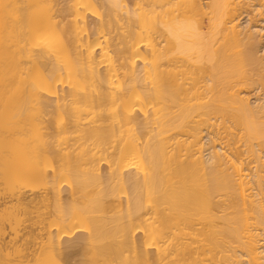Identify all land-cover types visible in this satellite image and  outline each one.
Here are the masks:
<instances>
[{"label": "bare ground", "instance_id": "obj_1", "mask_svg": "<svg viewBox=\"0 0 264 264\" xmlns=\"http://www.w3.org/2000/svg\"><path fill=\"white\" fill-rule=\"evenodd\" d=\"M257 20L264 0H0V264H264Z\"/></svg>", "mask_w": 264, "mask_h": 264}, {"label": "rangeland", "instance_id": "obj_2", "mask_svg": "<svg viewBox=\"0 0 264 264\" xmlns=\"http://www.w3.org/2000/svg\"><path fill=\"white\" fill-rule=\"evenodd\" d=\"M254 17H256V16H254ZM249 18H250V17H249ZM252 18H253V15H252ZM254 19H255V18H254ZM248 20H249V19H248L247 16L245 15L244 18L242 19V21H243L242 23H243V24H246V23L248 22ZM252 20H253V19H252ZM255 20H256V19H255ZM255 20H253V21L255 22ZM253 21H252L251 23L256 24V30L258 29V26H259L260 29H263L262 26L264 27V21L261 22V21H258V20H257V21H258L257 23H254ZM260 22H261V23H260ZM260 29H258L257 31H259ZM261 33H262V34H261ZM260 34L263 35V37H262L261 35H259L260 38H263V40H264V29H263L262 31L260 30ZM256 92H258V90L251 88V94H252V97H254V94H255Z\"/></svg>", "mask_w": 264, "mask_h": 264}]
</instances>
